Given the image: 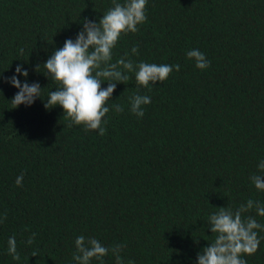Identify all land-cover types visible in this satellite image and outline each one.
I'll use <instances>...</instances> for the list:
<instances>
[{
	"label": "trees",
	"instance_id": "16d2710c",
	"mask_svg": "<svg viewBox=\"0 0 264 264\" xmlns=\"http://www.w3.org/2000/svg\"><path fill=\"white\" fill-rule=\"evenodd\" d=\"M112 6L0 0V264H76L79 235L126 244L124 264H197L215 239L211 214L250 198L264 204L250 180L264 160V0H148L147 21L121 36L112 62L128 53L134 63L179 64L180 71L148 88L129 73L108 102L124 111L106 114L101 136L70 127L61 106L44 107L59 84L43 64L75 41L85 18L98 22ZM192 49L206 55L207 69L187 58ZM17 65L28 71L21 83H39L42 92L13 108L19 89L5 81ZM137 90L151 97L142 118L129 110ZM246 215L264 225L255 209ZM12 236L19 260L7 251ZM258 236L257 252L242 257L247 264H264V230Z\"/></svg>",
	"mask_w": 264,
	"mask_h": 264
},
{
	"label": "clouds",
	"instance_id": "9594fccd",
	"mask_svg": "<svg viewBox=\"0 0 264 264\" xmlns=\"http://www.w3.org/2000/svg\"><path fill=\"white\" fill-rule=\"evenodd\" d=\"M148 0H112V7L99 19L98 22L85 18L82 30L77 34L75 41L71 38L65 40L62 48L57 49L43 64L49 76L59 87L51 91L44 104L46 109L57 105L61 106L64 114L75 125H83L85 130H98L103 136L106 132L104 119L110 110L117 113L123 112L124 107L120 104H111L112 95L118 83L126 84L129 81V73H135L137 85L148 88L150 82L165 81L175 70L180 71V65L155 64L139 62L134 63L129 54L113 60V50L122 35L129 32L139 31L138 25L147 21L146 6ZM23 48L19 49L22 55ZM139 47L131 49V55H138ZM187 58L194 60L195 67L204 70L210 66V61L199 49L187 52ZM40 65L37 66V71ZM15 75L7 78L5 82L19 89L10 101L13 108L24 104L32 105L36 98H41L42 88L39 83L31 85L22 84L18 76L28 77V71L23 65H17ZM107 82V87L101 85ZM151 103V97L142 95L139 90L129 97L130 111L138 118L144 116V107ZM259 174L250 177L251 183L258 191L264 192V160L257 165ZM23 173L16 179V185L22 186ZM255 209L259 217H264V204L259 201L248 199L238 208L220 207L218 212L209 216V229L215 234V239L207 247L197 254V264H247L242 257L253 255L257 252L261 240L258 230H264V225L258 223L252 215H246ZM6 219V214L0 217V223ZM36 233L25 241L27 245L35 242ZM8 254L19 260L15 236L8 239ZM126 244H114L105 246L95 237L79 235L75 239V249L72 259L76 264H91L95 259L103 264L104 257L111 255L115 258V264H124L121 253ZM32 256H37L33 251ZM134 264V261H127Z\"/></svg>",
	"mask_w": 264,
	"mask_h": 264
}]
</instances>
